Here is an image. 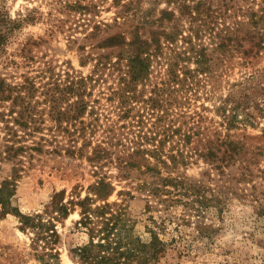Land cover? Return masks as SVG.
<instances>
[{
    "label": "trees",
    "instance_id": "16d2710c",
    "mask_svg": "<svg viewBox=\"0 0 264 264\" xmlns=\"http://www.w3.org/2000/svg\"><path fill=\"white\" fill-rule=\"evenodd\" d=\"M4 3L0 0V61L9 38L32 20L12 18ZM167 4L151 18L148 32L135 25L107 35L97 46L105 52L88 56L94 64L87 75L73 68L57 71L47 62L33 74L19 76L2 72L0 65V218L16 212L41 261L45 256L58 259L57 222L77 209L75 228L87 236L71 249L79 264H154L160 258L165 248L157 231L147 229L149 237L143 239L130 225L127 207L108 201L116 185L105 167L115 168L119 180L151 172L148 196L169 204L191 197L201 213L210 201L204 186L174 172L203 160L224 176L230 164L245 157L244 144L232 138V131L254 126L247 107L250 96H216L212 108L194 103L211 98L235 65L247 67L264 52V0ZM87 64V59L81 60L82 66ZM106 71V76H115L105 94L106 101L113 102L109 105L101 102L103 90L94 94ZM150 75L151 90L145 95ZM255 76L253 70L245 80L256 83ZM210 82L212 90L207 88ZM206 109L214 110L220 120L206 116ZM33 152L84 156L97 179L84 197L72 191L67 198L62 189L53 192L42 211L20 213L12 200L22 158ZM6 163L11 168L3 173ZM146 186L145 181L139 185L143 190ZM124 193L132 197L130 191L119 190L117 195ZM258 213L264 215V204H259Z\"/></svg>",
    "mask_w": 264,
    "mask_h": 264
},
{
    "label": "rangeland",
    "instance_id": "374dc122",
    "mask_svg": "<svg viewBox=\"0 0 264 264\" xmlns=\"http://www.w3.org/2000/svg\"><path fill=\"white\" fill-rule=\"evenodd\" d=\"M117 1L115 4L114 0H5L12 18L32 20L9 38L0 61V65L4 64L1 71L19 76L33 74L34 69L48 62L57 71L73 68L87 75L94 64L88 56L105 52L97 46L107 35L135 25L148 32L151 18L168 7L167 0ZM116 21L121 25L117 26ZM86 59L88 64L82 66L81 60ZM253 70L257 82H247L245 78ZM106 75L107 71L104 80L96 84L94 94L103 90L101 102L109 105L113 102L106 101L105 94L114 85L115 76ZM149 80L145 95L151 90V75ZM211 84L207 87L210 90ZM259 85H264V52L247 67L235 65L223 75L222 87L214 88L211 98H199L194 103L212 108L216 96L232 92L231 99L240 100L248 94L247 107L254 115V126L232 131V138L244 144L246 153L242 160L225 169L224 176L211 170L203 160L179 166L174 172L190 183L204 186L210 201L206 208H201V213L196 212L199 207L192 203L191 197L169 204L148 196L147 189L154 180L151 172L119 180L115 168H104L110 170H106L109 176H115L116 191L108 201L127 207L136 234L147 239V229L152 228L164 242L165 250L154 264H263L264 215L258 210L259 204H264V90ZM138 89L143 88L139 85ZM205 115L220 120L214 110L206 109ZM22 159L23 169L12 205L23 214L42 211L54 191L65 189L67 198L72 191L84 197L86 188L97 179L84 156L33 152L31 157L25 154ZM3 168V173L9 172L11 164L6 163ZM144 181L148 186L143 190L139 185ZM119 190L130 191L132 197L126 193L118 196ZM78 218L77 209L63 222H57L58 259L45 256V261L37 257L39 251L31 245V233L21 230L16 212L0 218V264H79L71 249L85 242L87 236L75 228Z\"/></svg>",
    "mask_w": 264,
    "mask_h": 264
}]
</instances>
